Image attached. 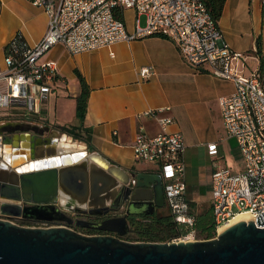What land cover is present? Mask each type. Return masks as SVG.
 <instances>
[{
	"label": "built area",
	"instance_id": "1",
	"mask_svg": "<svg viewBox=\"0 0 264 264\" xmlns=\"http://www.w3.org/2000/svg\"><path fill=\"white\" fill-rule=\"evenodd\" d=\"M28 1L45 9L47 29L32 47L22 35L6 43L0 63V118L41 117L42 105L59 79L56 62L45 59L55 45L79 54L149 36L168 39L189 67L234 86L232 93L219 98V105L224 129L236 139L244 168L237 173L218 168L210 175L209 199L216 234L240 214H248L256 224L258 214L264 213V77L261 68L247 71L249 60L259 56L257 45L245 52L231 49L203 0ZM129 9L135 13L132 30L127 29L124 19ZM140 16L145 17L144 26ZM139 74L146 78L149 68L140 69ZM169 111V107H161L138 113L136 118L152 119L159 129L152 136L140 124L131 148L136 161L159 167L165 204L174 221L194 228L197 214L185 197V142L181 132L168 131L174 123ZM207 149L209 155L218 153L216 143ZM196 235L192 229L169 241L201 240Z\"/></svg>",
	"mask_w": 264,
	"mask_h": 264
},
{
	"label": "crops",
	"instance_id": "2",
	"mask_svg": "<svg viewBox=\"0 0 264 264\" xmlns=\"http://www.w3.org/2000/svg\"><path fill=\"white\" fill-rule=\"evenodd\" d=\"M225 2L217 21L224 40L231 49L244 52L251 51L259 40L260 55L255 60H249L247 72L261 68L260 58L264 59V1ZM126 12L135 16L133 10ZM47 21L45 9L28 0H0V63L3 62L4 47L11 38L20 33L27 45L32 47L43 37ZM126 27L128 30L133 28L132 24H126ZM45 59L57 64L59 79L55 87L58 84L65 86L71 91L72 98L80 91L74 71L77 70L84 77L91 91L85 117L82 123L78 120L77 124L71 126L81 125L88 130L91 149L87 143L74 140L62 132L60 128L67 124L50 121L60 126L59 129L51 127L47 109L42 108L41 122L37 126L51 127V138L31 131L16 133L10 136V141L0 143L1 162L14 160L24 163V166L52 161L53 158L62 159L75 153L97 152L128 171L158 174V166L134 159L131 144L140 124L152 136L159 129L152 119L136 118L138 113L169 107L174 123L168 127V131L181 132L185 142V197L195 213L196 210L202 211L207 203L210 205L209 184L213 170L227 167L237 173L244 168L236 139L229 137L224 129L219 105L220 97L234 91L233 83L189 67L168 39L149 36L79 54H71L58 44L47 51ZM142 68H149L146 78L139 76ZM261 71L264 77V67ZM61 105L55 115H64V106ZM3 119L0 125L31 122L28 118ZM79 132L84 133L83 130ZM46 138L49 144H36V141ZM211 143L217 144L216 155L208 154L207 147Z\"/></svg>",
	"mask_w": 264,
	"mask_h": 264
},
{
	"label": "water",
	"instance_id": "3",
	"mask_svg": "<svg viewBox=\"0 0 264 264\" xmlns=\"http://www.w3.org/2000/svg\"><path fill=\"white\" fill-rule=\"evenodd\" d=\"M49 130L47 125L22 121L1 128L9 140L16 133L43 135ZM22 164L0 162L1 214L53 221L64 220L66 204L106 208L111 200L122 201L128 204V216L152 215L165 206L159 174L128 171L97 152L39 161L31 168L21 169ZM14 201L32 204L22 208ZM258 215L257 225L240 221L209 240L153 243L122 239L129 231L125 216L86 225L115 235H88L67 226H31L0 218V264H264V228L258 227L264 225V213Z\"/></svg>",
	"mask_w": 264,
	"mask_h": 264
},
{
	"label": "trees",
	"instance_id": "4",
	"mask_svg": "<svg viewBox=\"0 0 264 264\" xmlns=\"http://www.w3.org/2000/svg\"><path fill=\"white\" fill-rule=\"evenodd\" d=\"M205 2L207 11L209 14L218 21L220 19L225 0H203ZM122 19V16H121ZM21 35L17 33L16 36ZM258 53L260 55V42L257 40ZM260 67H264V59L260 58ZM79 83V94L74 98L75 100V115L82 123V119L85 117L87 108V102L89 97V87L85 82L84 77L77 71H74ZM64 134H68L74 140L87 143L90 147V137L87 134L88 130L78 126H62L60 128ZM80 130L84 133L80 134ZM84 134V135H83ZM168 213H154L147 216H139L132 219V232L135 236L133 241L143 242H167L173 238L185 235L190 230H194L199 235H202L204 239L214 238L216 235L215 224L213 221L211 207H209L205 213H199L195 216L194 228L186 227L184 224L176 223L171 216L169 210ZM132 241V240H131Z\"/></svg>",
	"mask_w": 264,
	"mask_h": 264
},
{
	"label": "flooded vegetation",
	"instance_id": "5",
	"mask_svg": "<svg viewBox=\"0 0 264 264\" xmlns=\"http://www.w3.org/2000/svg\"><path fill=\"white\" fill-rule=\"evenodd\" d=\"M40 118L37 119H30L31 124L38 125L41 121L39 120ZM4 120V119H3ZM1 120V121H3ZM9 120V119H7ZM0 121V122H1ZM46 126V125H45ZM6 125H0V143L3 144L5 141H10L7 136L8 134L5 131H1V128H6ZM40 127V126H39ZM43 127V126H42ZM47 137L49 136V139L51 138V127L48 133H44ZM6 136V140H5ZM48 138H46L47 140ZM48 139V140H49ZM1 156H0V162H1ZM161 177V182L162 185L164 186V180L162 178V175L160 172L158 173ZM136 181H134V184ZM165 187V186H164ZM163 187V188H164ZM13 203L18 204L20 207H27L31 205V202H23V201H14ZM127 202L124 203L121 201V203H118L116 200H111L107 205L106 208H96L95 207H88L87 205H79L77 207L73 206L72 204H66L62 210L65 213V218L64 220H53V221H37V220H31V219H25L22 217H16V216H8L5 214L0 213V218L2 219H9L13 220V222L17 224H23V225H34V226H51V225H56V226H67L75 231H78L80 233L83 232V234H88V235H115L111 232L108 231H103V230H98L92 226H86V225H98L103 223L106 220L109 219H116V218H121L126 215V209H127ZM166 207V204L163 208H158L156 209L155 213H160L163 211V209ZM147 216V215H143ZM129 225V231L125 233L121 238L124 240L129 239L130 235H133L132 232V219L139 217V216H125Z\"/></svg>",
	"mask_w": 264,
	"mask_h": 264
},
{
	"label": "rangeland",
	"instance_id": "6",
	"mask_svg": "<svg viewBox=\"0 0 264 264\" xmlns=\"http://www.w3.org/2000/svg\"><path fill=\"white\" fill-rule=\"evenodd\" d=\"M134 17L132 16V13L131 12H126L125 13V16H124V19L126 21V24L127 25H131L132 24V19ZM140 24L142 26L145 25V17L144 16H140ZM61 103L63 105H61ZM61 105V106H64V115H55V114H58V106ZM42 108H46L47 110V119L49 120V122H56V124H61V125H66L67 126H70L71 125H75L77 124L78 122V118L76 117L75 115V100L74 98L71 97V91L69 92L65 86H61V85H57V87H54V89L49 92V99L45 102V104L42 105ZM63 108V107H62ZM58 112H57V111ZM58 118L59 116V119ZM3 120V118H0V121ZM49 123V125L51 127H54V128H58L59 129V125H56V124H53V123ZM78 144V143H76ZM78 145H82L81 143L78 144ZM210 207V205L207 203L205 205V207L203 208L202 211L196 210V213H205V211ZM168 208L165 207L163 209V211L161 213H168ZM217 235V234H216ZM215 235V236H216ZM197 238L198 239H204L202 235H199L197 233ZM127 240H135V236L134 234L133 235H130L129 239Z\"/></svg>",
	"mask_w": 264,
	"mask_h": 264
},
{
	"label": "bare ground",
	"instance_id": "7",
	"mask_svg": "<svg viewBox=\"0 0 264 264\" xmlns=\"http://www.w3.org/2000/svg\"><path fill=\"white\" fill-rule=\"evenodd\" d=\"M66 151H68V152H74V151H69V150H66ZM23 167H25V168H31V165L30 164H28V165H26V166H22V167H20L21 169L23 168ZM24 169V168H23ZM61 203L62 204H64L65 203V201H64V199L63 198H61ZM240 221H245V222H247V221H251L250 220V216L248 215V214H240V215H238V216H236L234 219H232L230 222H228L225 226H222V227H220L219 229H218V233H222L224 230H226L228 227H230V226H232V225H236V223H238V222H240Z\"/></svg>",
	"mask_w": 264,
	"mask_h": 264
}]
</instances>
